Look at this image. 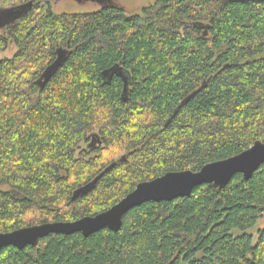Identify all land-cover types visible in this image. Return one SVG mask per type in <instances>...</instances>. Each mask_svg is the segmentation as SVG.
Returning <instances> with one entry per match:
<instances>
[{"label": "trees", "instance_id": "trees-1", "mask_svg": "<svg viewBox=\"0 0 264 264\" xmlns=\"http://www.w3.org/2000/svg\"><path fill=\"white\" fill-rule=\"evenodd\" d=\"M30 1L0 23V50L16 46L0 58V232L93 216L141 181L264 142V0L0 9ZM263 214L264 163L132 207L117 231L2 247L0 264H264V227L246 232Z\"/></svg>", "mask_w": 264, "mask_h": 264}, {"label": "water", "instance_id": "water-1", "mask_svg": "<svg viewBox=\"0 0 264 264\" xmlns=\"http://www.w3.org/2000/svg\"><path fill=\"white\" fill-rule=\"evenodd\" d=\"M31 6L32 2L30 1L26 5L16 8L14 13L17 15ZM3 16L5 21L9 16L10 19H14L10 14ZM64 58L65 52L60 48L57 51L56 59L43 72L44 81L48 80ZM115 70L123 76L125 90L127 78L123 75L121 67L111 70V75ZM263 163L264 142L256 140L247 149L227 158L208 162L197 171L190 169L168 171L152 180L141 181L110 208L93 216H83L72 221L43 222L8 232H0V249L8 245L17 248L35 245L40 238L51 233L81 232L82 235L88 236L104 228L117 231L121 227L124 214L132 207L147 201L173 200L177 197L187 196L196 185L202 183H212L215 186L224 187L236 173H241L245 179H248Z\"/></svg>", "mask_w": 264, "mask_h": 264}, {"label": "rangeland", "instance_id": "rangeland-1", "mask_svg": "<svg viewBox=\"0 0 264 264\" xmlns=\"http://www.w3.org/2000/svg\"><path fill=\"white\" fill-rule=\"evenodd\" d=\"M52 10L57 13H85L93 12L101 9L103 6H116L124 10L126 14H140L144 7L152 4L155 0H47ZM18 6L9 9H0V23L3 15H12L15 19L14 9ZM16 10V9H15ZM6 22L7 19H6ZM5 23L4 21L2 22ZM16 50V46L12 41H9L8 46L4 50H0V58L11 57ZM84 146V144L82 145ZM264 227V214L256 221V224L246 232L251 234L255 239L259 229ZM239 233V231H233Z\"/></svg>", "mask_w": 264, "mask_h": 264}]
</instances>
